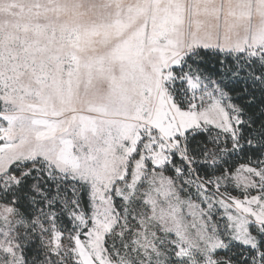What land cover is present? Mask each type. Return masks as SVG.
<instances>
[{
    "label": "snow or ice",
    "instance_id": "1",
    "mask_svg": "<svg viewBox=\"0 0 264 264\" xmlns=\"http://www.w3.org/2000/svg\"><path fill=\"white\" fill-rule=\"evenodd\" d=\"M0 264H264V0H0Z\"/></svg>",
    "mask_w": 264,
    "mask_h": 264
}]
</instances>
